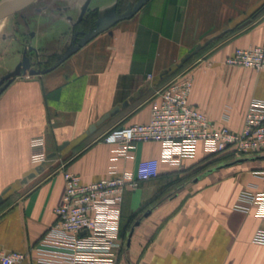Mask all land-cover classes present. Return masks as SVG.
Listing matches in <instances>:
<instances>
[{"label": "crops", "instance_id": "obj_1", "mask_svg": "<svg viewBox=\"0 0 264 264\" xmlns=\"http://www.w3.org/2000/svg\"><path fill=\"white\" fill-rule=\"evenodd\" d=\"M118 2L52 0L58 7L50 17L39 10L38 26L49 24L53 31H46L59 39L63 28L77 27L89 9L96 16L87 29L74 32L53 66L41 71L23 55L32 75L0 80V195L11 189L0 203V248L27 252L39 243L56 220L65 172L91 183L112 169L134 174L142 160L157 159L159 175L124 193L123 246L107 264H264V219L235 209L243 191L264 192V155L220 162L200 144L195 158L174 155L168 162L162 144L139 142L127 158H117V147L104 142L115 127L149 122L153 100L169 80L170 74H161L212 38L182 70L193 76L191 102L215 125L241 131L251 100H264V71L225 60L237 48L264 47V10L257 13L264 0L129 1V17L101 26L91 37L101 21L128 13L129 7L115 11ZM19 65L23 68L18 62L14 74ZM117 106L115 116L88 133ZM36 136H43L47 154L57 157L21 183L37 168L30 146ZM65 142L69 145L60 150Z\"/></svg>", "mask_w": 264, "mask_h": 264}, {"label": "built area", "instance_id": "obj_2", "mask_svg": "<svg viewBox=\"0 0 264 264\" xmlns=\"http://www.w3.org/2000/svg\"><path fill=\"white\" fill-rule=\"evenodd\" d=\"M225 64L264 71V47L237 48ZM152 78V76H150ZM193 76L180 73L168 80L152 103L149 122L118 126L104 142L116 146L117 158H127L128 150L139 142L163 146V159L174 155L195 158L200 144L209 155H231L241 159L264 155V100H251L241 131L215 125L191 102ZM31 161L39 167L48 154L43 136L31 139ZM159 175V160H142L136 172L109 174L91 183L65 172V193L55 209L56 220L39 243L27 252L0 248V264H107L114 263L120 240L122 203L127 190H136ZM235 209L264 219V192L243 191Z\"/></svg>", "mask_w": 264, "mask_h": 264}, {"label": "rangeland", "instance_id": "obj_3", "mask_svg": "<svg viewBox=\"0 0 264 264\" xmlns=\"http://www.w3.org/2000/svg\"><path fill=\"white\" fill-rule=\"evenodd\" d=\"M4 1L5 0H0V3ZM129 1L131 2V5H133L138 0H119L118 4L115 6V11L119 12L124 8L131 6H128ZM57 7L58 6H55L52 3V0H35L29 5H26V9H23V11H20L16 15L10 16V14H7L3 17V19H1L0 34L4 26L5 29L0 36V80L7 75H11L12 77L32 75L29 72L25 73L23 68H20L17 73H13L15 64L18 62L23 64V55L24 57H31L32 61L35 62L39 68H41V71L53 66L54 63L64 54L66 49L72 44L73 38H75L74 32L76 30L87 29L89 25L92 24V21L96 16L94 10L89 9L84 20L79 22L77 27L72 24V29L68 28V26V29L63 28L65 34L62 35L61 39H59L58 36H55L52 33L48 34L46 30L50 32L53 31L52 29L47 28L49 27V24L45 25L41 22V28L38 26V19L41 18L39 10H41L42 15L46 12V14L50 17L54 14L53 9ZM109 9V11H113V7H109ZM50 22V24H53L54 20ZM34 31L38 34L36 38L31 36V33ZM200 54H202V51L187 61L184 66L188 65V63L196 59ZM37 62H41V65L39 66ZM32 70L35 71L38 70V68H32ZM180 71L181 69L174 70L170 74L172 75L171 78H174L182 73V71ZM228 160L231 159L224 158L223 160H220V162H228ZM215 164H217V161H215Z\"/></svg>", "mask_w": 264, "mask_h": 264}, {"label": "water", "instance_id": "obj_4", "mask_svg": "<svg viewBox=\"0 0 264 264\" xmlns=\"http://www.w3.org/2000/svg\"><path fill=\"white\" fill-rule=\"evenodd\" d=\"M33 1H35V0H5L4 2L0 3V20L5 15L11 14V13L17 11L18 9L22 8L23 6L28 5L29 3L33 2ZM139 6H140V4L138 3L134 10L139 8ZM131 12H133V10H132L131 7H129V11H128V13H126V15H123L120 18H116L115 20H113L111 22L101 21L100 25H99V28L92 34L91 37L96 35V33H98L101 30V26H106L107 27V26H109V25H111L113 23L118 22L121 19L127 18V17H129L131 15ZM91 37H89L88 39H90ZM213 39L214 38L208 40L205 44L198 45L193 52L186 54L181 59L180 63L177 64V66L175 68L169 69V70L165 71L163 74H161V78L171 74L176 69L182 68L187 63V61H189L191 58H193L195 55H197L204 47L209 45ZM69 54L70 53H68V55ZM28 67H29L28 59L25 58L24 61H23V70H24L25 73L27 72ZM20 68H21V65H19V67L17 69V72H18V70ZM8 77H11V76H8ZM119 111H120V107L119 106L113 108L109 113L105 114L96 124L91 126V128H90L88 133L90 134V133L95 132V130L97 129L98 126L102 125L110 117L115 116ZM68 145H69V143L65 142L62 146H60V150H63ZM56 157H57V153H52V154L48 155V160L49 161L50 160H54ZM243 161H244V159H238V160L234 161L233 163L243 162ZM44 165H41V166L35 168L34 171L29 173L27 176H25V178L22 180L21 183H26L29 179H32L33 177H35L37 175V173L43 171L44 170ZM228 165H230V164H228ZM10 191H11V189H8V190H6L5 192H3L0 195V203L4 202V200L8 198V195H9ZM129 242H130V240H128V244H129Z\"/></svg>", "mask_w": 264, "mask_h": 264}, {"label": "trees", "instance_id": "obj_5", "mask_svg": "<svg viewBox=\"0 0 264 264\" xmlns=\"http://www.w3.org/2000/svg\"><path fill=\"white\" fill-rule=\"evenodd\" d=\"M263 10H264V5L258 10L257 13L260 14ZM183 67H184V66H183ZM183 67H182V68H183ZM182 68H179L178 70L181 69V71H182V70H183ZM181 71H180V72H181ZM177 73H178V72H177ZM177 73H175V74H177ZM171 76H172V75H170L168 78H171ZM210 156H211V157H212V156H220L221 159H224V158H226V159L228 158V159H231V160H234V159H235V158H234L233 156H231V155H224V154H223V155H210Z\"/></svg>", "mask_w": 264, "mask_h": 264}]
</instances>
